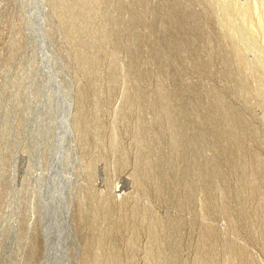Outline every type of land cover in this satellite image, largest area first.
I'll use <instances>...</instances> for the list:
<instances>
[{
  "label": "rangeland",
  "instance_id": "374dc122",
  "mask_svg": "<svg viewBox=\"0 0 264 264\" xmlns=\"http://www.w3.org/2000/svg\"><path fill=\"white\" fill-rule=\"evenodd\" d=\"M263 62L264 0H0V264H264Z\"/></svg>",
  "mask_w": 264,
  "mask_h": 264
},
{
  "label": "bare ground",
  "instance_id": "6f19581e",
  "mask_svg": "<svg viewBox=\"0 0 264 264\" xmlns=\"http://www.w3.org/2000/svg\"><path fill=\"white\" fill-rule=\"evenodd\" d=\"M244 10V9H243ZM245 11V13H247V12H250V9L248 10L247 8H246V10H244ZM224 14H225V11H224ZM225 17H227V15L225 16ZM236 24V23H235ZM235 24L228 18L227 20H226V25H227V27H228V29L230 30V32L231 31H235V30H237L236 28H237V26H235ZM238 31V30H237ZM236 32V31H235ZM238 33V32H237ZM243 61V60H242ZM244 62V61H243ZM241 63V62H240ZM261 63V62H260ZM264 63V62H263ZM262 63V64H263ZM262 64H260V65H262ZM243 65V64H242ZM244 65H245V63H244ZM258 66V65H257ZM246 68V67H245ZM247 69V68H246ZM250 78V77H249ZM246 80H247V77H246ZM248 81V80H247ZM246 81V82H247ZM263 81V80H262ZM249 82V81H248ZM258 85V84H257ZM260 85H261V87H262V85H264V84H261V80H260ZM259 85V86H260ZM260 89V88H259ZM259 89H256L255 91L258 93L259 91ZM260 93V92H259ZM236 258V257H235Z\"/></svg>",
  "mask_w": 264,
  "mask_h": 264
}]
</instances>
